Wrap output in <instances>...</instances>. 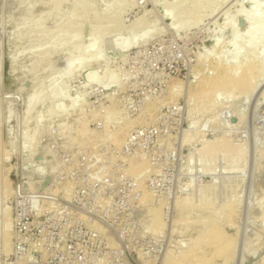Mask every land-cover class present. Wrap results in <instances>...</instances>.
Masks as SVG:
<instances>
[{"label": "rangeland", "instance_id": "rangeland-1", "mask_svg": "<svg viewBox=\"0 0 264 264\" xmlns=\"http://www.w3.org/2000/svg\"><path fill=\"white\" fill-rule=\"evenodd\" d=\"M20 1L0 0V264H264V76L247 102L222 93L210 105L202 91L226 64L264 67V37L254 49L246 33L258 20L243 18L255 9L264 21V0H198L201 18L177 30L165 10L182 0ZM113 27L84 66L96 33ZM142 28V42L118 47Z\"/></svg>", "mask_w": 264, "mask_h": 264}, {"label": "bare ground", "instance_id": "bare-ground-1", "mask_svg": "<svg viewBox=\"0 0 264 264\" xmlns=\"http://www.w3.org/2000/svg\"><path fill=\"white\" fill-rule=\"evenodd\" d=\"M19 1V0H18ZM24 4L26 3V4H29V5H31L32 6V4H34V3H38V1L39 0H21ZM20 1V2H21ZM41 1L42 0H40L39 2L41 3ZM44 1V0H43ZM43 1H42V3H43ZM65 0H63V2H64ZM36 3V4H37ZM65 4L67 3V2H64ZM105 3H107V2H105ZM18 4V3H17ZM19 5H21V4H19ZM29 5H26L25 7H27L28 8V6ZM35 5V4H34ZM107 5V4H106ZM105 4H102V7H104L105 9L107 8V6H106ZM18 6V5H17ZM24 6V5H23ZM23 6H22V10H24L25 9V7H24V9H23ZM30 6V7H31ZM18 8V7H17ZM17 8H16V11H17ZM20 9V8H19ZM19 9H18V15H20L19 14ZM20 9V10H21ZM202 9H203V6H202V4L200 3H198V0H182V2H181V6H179V7H177V6H173V7H168V9H166L165 11H166V15L167 16H169L170 18H171V26H172V28L173 29H179L180 27H181V24H183L182 22H181V20H182V17H184V18H186L187 20H189V21H196V20H198L199 18H201V16H202ZM207 10H209V9H207ZM22 12H24L25 13V16L23 17L25 20H23V21H21V22H25V24L27 23L28 24V22L30 23V21L28 20V17H26V12L25 11H22ZM21 13V12H20ZM22 14V13H21ZM29 14V13H28ZM27 14V15H28ZM24 15V14H23ZM30 15V14H29ZM45 15V14H44ZM19 17V16H18ZM22 17V16H21ZM31 17V16H30ZM20 18V17H19ZM243 18L244 19H251V20H258L257 22L259 23V26L258 27H253V28H248L247 30H246V33L248 34V38L251 40V41H249V39H248V41H249V44H248V46L250 45V43H251V45H250V47L251 46H253L254 47V49H256L255 48V46H256V44H257V41L260 39V38H262L263 39V37H264V21H262V20H260L259 18H258V16L256 15V10L255 9H252V10H250V12H248V13H246L244 16H243ZM22 19V18H21ZM37 19H39V18H37ZM36 20V19H35ZM41 20V19H40ZM40 20H38L37 22H39ZM15 21V20H14ZM13 21V22H14ZM17 21H18V19H17ZM28 21V22H27ZM33 22H34V20H32ZM31 21V22H32ZM98 21V20H97ZM181 23V24H180ZM20 24V23H19ZM21 24H23V23H21ZM34 24H35V22H34ZM21 26V25H20ZM38 26V25H37ZM17 28V27H16ZM116 27H113V28H107V30H105L104 32H102V31H98L97 33H96V36L93 38V40H92V43H91V48L92 49H89L88 51H87V54H86V56H87V58L86 59H84V66H87L88 64H89V62H91V61H95V59L99 56L98 55V53H99V51H100V49H99V43H98V37H100L101 35H106V36H110V35H114V33L116 32V29H118V28H116ZM57 29H59V28H56V32H60V29L59 30H57ZM129 29V28H128ZM131 29H133V27L131 26ZM133 30H131V32H132ZM58 32V33H59ZM28 34V33H27ZM29 34H30V32H29ZM133 34H134V32H133ZM19 35H21V34H19ZM34 35V34H33ZM100 35V36H99ZM147 35V29L146 28H142L141 29V31L138 33V32H136V34L134 35V37L133 36H131V37H133V39H132V41L131 42H129V41H127V40H122L121 42H119V45H118V47L120 48V49H126V48H128V46H129V44L131 43V45L132 44H137L138 42L140 43V42H142V40L144 39V38H146L145 36ZM71 36V35H70ZM18 37V36H17ZM20 38L22 37V36H19ZM19 37H18V39H19ZM24 38L25 37H28V36H26V34H25V36H23ZM30 37H31V35H30ZM72 37V36H71ZM70 37V38H71ZM27 39V38H26ZM261 40V39H260ZM259 40V41H260ZM134 45V46H135ZM115 48H114V42H113V40H109L106 44H105V51H113ZM99 54H101V53H99ZM98 59V58H97ZM79 60V59H78ZM77 61V60H76ZM78 62V61H77ZM242 62V61H241ZM92 63V62H91ZM232 64V63H231ZM261 64V63H260ZM259 63H257V62H254V61H246V62H244V63H241L240 65H237L236 63L235 64H233V65H225V66H223V67H221L219 70H218V73L216 74V76H214V77H212V78H210L209 80H208V82H206L205 83V85H204V88H203V90L202 91H204V90H206L207 91V93H204V94H208V93H210V95H211V98H210V101L208 102V104H210V105H212V103L213 102H215L216 100H218V99H216V98H219V94H222V93H225V95H226V98L228 97V98H230L231 100V102L232 103H234L235 102V100L239 97H241V99L239 100V101H242V98H251V96H248V95H250V94H253V91L255 90V88L257 87V85H258V83L260 82V81H262V77L264 76V67H262L261 65H260ZM90 65V64H89ZM85 80H86V82L87 83H92V82H95V80L93 79V77L91 76V74H87L86 75V78H85ZM264 80V79H263ZM261 83V82H260ZM116 86H117V84H115ZM114 85V86H115ZM260 87V86H259ZM60 88H61V86H60ZM62 89V88H61ZM256 91V90H255ZM200 92V91H199ZM55 94V93H54ZM56 94H57V96L60 94V90H57L56 91ZM203 94V93H202ZM254 94H255V92H254ZM228 95V96H227ZM200 96H203V95H200ZM218 96V97H217ZM222 96V95H221ZM224 96V95H223ZM222 96V97H223ZM230 96V97H229ZM237 96V98L236 99H234L235 97ZM253 96V95H252ZM257 97V99L258 100H263V98H264V87H263V89L262 90H260V93L259 94H257L256 95ZM222 97H221V99H222ZM238 98V99H239ZM245 99L246 100V102H247V100L248 99ZM34 99H35V97H34ZM34 99H28L27 101H26V110H25V115L24 116H26V117H28V119H29V116H30V109H32V107L31 106H33L34 105V102H35V100ZM109 99V103L108 104H106L107 105V107L105 108V110L104 111H106V112H111V110L113 111V109H112V102L114 101V99H113V96H112V98L110 97V98H108ZM220 100V99H219ZM218 100V101H219ZM223 100H225V99H223ZM229 100V99H228ZM233 100V101H232ZM244 100V101H245ZM205 101V100H204ZM217 101V102H218ZM106 102H108V101H106ZM222 102V101H221ZM226 102H227V100H226ZM77 103H78V101H77ZM200 103V102H199ZM206 103V102H205ZM223 103V102H222ZM228 103V102H227ZM226 103V104H227ZM230 103V102H229ZM244 104H245V102H243ZM103 104L105 105V103L103 102ZM193 104V103H192ZM195 104V103H194ZM207 104V103H206ZM214 104V103H213ZM104 105H103V107H104ZM221 105H223V104H221ZM228 105V104H227ZM237 105V104H236ZM247 105V104H246ZM250 105V104H249ZM257 105V104H256ZM85 106V105H84ZM235 106V105H234ZM252 106V105H251ZM254 106H255V104H254ZM224 107V106H223ZM243 107V106H242ZM256 107V106H255ZM42 109V108H41ZM68 109V108H67ZM76 109V108H75ZM100 109V108H99ZM98 109V110H99ZM102 109H104V108H102ZM223 109V108H222ZM232 109V108H231ZM236 109V108H235ZM43 110V109H42ZM46 110H47V108H46ZM45 109H44V114H43V112L41 113V114H43V116L45 117V119H46V121H47V118H46V114H48V113H46L47 111H46ZM49 110V109H48ZM122 110V109H121ZM121 110H118V112L116 113V119L115 120H117V122L118 121H123V117H122V111ZM204 110V109H203ZM215 110V109H214ZM251 110V109H250ZM65 111V110H64ZM115 111H117V110H115ZM114 111V112H115ZM211 111V110H210ZM255 111H256V109H255ZM61 112H62V110H61ZM89 112V111H88ZM95 112V111H94ZM105 112V113H106ZM216 113H217V111H215ZM231 112H236V115H237V120H236V123H235V126H233V128L232 129H235L239 124H241V120H243V119H241L242 118V116H243V114H242V116H241V114H240V112H242V111H236V110H234L233 109V111H231ZM80 113V112H79ZM112 113V112H111ZM212 113V112H211ZM82 114V113H81ZM107 114H109V113H107ZM107 114H106V116H107ZM233 114V113H232ZM46 115V116H45ZM113 115V114H112ZM115 115V114H114ZM34 116V115H33ZM82 116V115H81ZM215 116V115H214ZM200 117V116H199ZM253 117V116H252ZM215 118H216V116H215ZM44 119V118H43ZM213 119V118H212ZM264 119V118H263ZM30 120V119H29ZM105 120H106V118H105ZM215 119H213L212 121H214ZM49 121V120H48ZM218 121H219V119H218ZM121 123V122H120ZM124 123V122H123ZM126 123L128 124L129 122L128 121H126ZM193 123V122H192ZM213 123V122H212ZM243 123V122H242ZM46 124V123H45ZM44 124V125H45ZM194 125H196L195 123H193V125L192 126H194ZM213 125V124H212ZM106 126V125H105ZM125 126H127V125H125ZM198 126V125H197ZM211 127V126H210ZM235 127V128H234ZM194 128V127H193ZM196 128V127H195ZM217 129V128H216ZM264 129V128H263ZM191 131H192V128H191ZM225 132H226V130H225ZM228 132V131H227ZM244 132V131H243ZM191 133H194V132H191ZM257 133V132H256ZM27 134V133H26ZM186 134H188V133H186ZM186 134H185V136H186ZM225 134V133H224ZM33 135V134H32ZM85 135V134H84ZM190 135V134H189ZM196 135V134H195ZM191 136H192V134H191ZM194 136V135H193ZM256 136V135H255ZM36 137H37V135H36ZM89 137V136H88ZM190 138L191 137H189V136H187V138H185V140L183 141L185 144L187 143V144H189L190 143V141H191V143H192V138H191V140H190ZM198 138V137H197ZM208 138V137H207ZM34 139V138H33ZM32 139V140H33ZM262 139H264V136H262V138L260 139L261 141H262ZM32 140H29L28 141V143L29 144H27V147H29L30 146V144H31V148H32V143H31V141ZM193 140H194V138H193ZM254 140V139H253ZM258 139H256V140H254L255 141V144L256 143H258L259 141H257ZM88 141V140H87ZM197 141V139H195V142ZM207 141H208V139H206V137H201V138H199L198 139V146H197V148H200V150H205L206 148H207ZM229 141V140H228ZM209 142V141H208ZM219 142H221V140L219 141ZM218 142V143H219ZM23 143H25L26 144V141H24ZM183 143V144H184ZM216 144H214V145H212L211 146V148L210 147H208V148H210L211 149V151L210 152H212V153H218V151L220 152L221 150H222V148H223V145H221V143H220V145L219 144H217V146H215ZM245 145V144H244ZM189 146V145H188ZM208 146H210V145H208ZM224 146H225V144H224ZM255 146V145H254ZM29 147V148H30ZM43 147V146H42ZM180 147H181V145H180ZM28 148V149H29ZM25 149V148H24ZM27 149V150H28ZM189 149V148H188ZM243 149L244 148H240V149H238V150H236V152L232 155V158H231V161H240V160H242L243 159V157L245 156V154H244V151H243ZM26 150V151H27ZM33 150H34V148H33ZM209 151V150H208ZM27 152H29V150L27 151ZM31 152V151H30ZM29 152V153H30ZM192 152H194L193 154H195L196 153V150H191L190 152H189V154H188V157H187V159H186V161H189L188 159L189 158H191L192 159V155L193 154H191ZM26 153V152H25ZM29 154H27V156H28ZM187 156V155H186ZM190 159V160H191ZM94 161V160H93ZM191 161H193V160H191ZM190 162V161H189ZM91 167H92V165H91ZM137 167V166H136ZM139 169H140V172H139V170H138V172H137V174H136V177L138 176V175H140V173H143V171L147 168L146 167V164H145V162L143 161H141V163L139 162ZM90 170V169H89ZM146 172V171H145ZM93 174V173H92ZM94 175V174H93ZM138 178V177H137ZM215 188V187H214ZM212 193V192H211ZM200 194V193H199ZM206 194V193H205ZM209 195V194H208ZM209 197H210V195H209ZM254 197V196H253ZM252 197V198H253ZM208 198V197H207ZM207 198L205 197V199H204V197H202V196H200V203L201 204H203V205H208L209 206V204H210V202H208L207 201ZM188 199V198H187ZM192 200V199H191ZM252 200V199H251ZM40 201V200H39ZM206 201L209 203H207L206 204ZM250 201V200H249ZM248 201V202H249ZM183 204H184V207H186V208H189L188 206H189V201L187 200L185 203L183 202ZM182 204V205H183ZM197 204V203H196ZM228 205H230L229 203L226 205V206H228ZM177 208H178V210H177V215H179V213L181 214L182 212H185V211H188V209H181V208H179V206L177 205L176 206ZM182 207V206H181ZM211 207V206H210ZM205 208V207H204ZM225 208V207H224ZM258 208V207H257ZM226 209V208H225ZM227 210V209H226ZM226 210H224V211H226ZM205 211H207V210H205ZM223 211V210H222ZM77 212V211H76ZM79 212V211H78ZM195 212V211H194ZM201 212V211H200ZM227 212V211H226ZM225 212V214H227ZM256 212V211H255ZM254 212V213H255ZM192 213V212H191ZM258 213H261V212H258ZM257 213V214H258ZM183 214H185V213H183ZM199 214V213H198ZM256 214V213H255ZM88 215V214H87ZM177 215L175 216V217H177ZM204 215V214H203ZM221 215V214H220ZM262 215V214H261ZM89 216V215H88ZM196 216V215H195ZM258 216V215H257ZM260 216V215H259ZM201 217V216H200ZM205 217V216H204ZM203 218V217H202ZM257 218V217H256ZM175 219H177V218H175ZM174 219V220H175ZM174 222V221H173ZM213 222V221H212ZM97 224V223H96ZM149 224V223H148ZM203 224H204V221H203ZM150 225H152L153 226V228L155 229L153 232L156 234V233H160V231L162 230V228H163V225H162V223H161V219H160V215H159V213L158 212H156V210L155 211H152V214H151V217H150ZM212 225H215V224H212ZM207 226V225H206ZM10 223L7 221L6 223H5V227H4V230H5V236L7 235V232L9 231V229H10ZM152 228V227H151ZM211 228H213V227H211ZM207 229V228H206ZM211 230V229H210ZM216 230V229H215ZM203 231V230H202ZM206 232V231H205ZM205 232H204V234H203V232H202V234L204 235V236H202V237H207V235H208V233H206L205 234ZM210 234V236H211V238L213 237V238H216V237H218L219 236V231L217 230L216 232H214V233H209ZM256 236V235H255ZM208 239V238H207ZM6 246H7V243H6ZM218 252V250H214V254H216ZM192 253V252H191ZM211 254V253H210ZM231 254H232V252L231 253H229L228 254V256L230 257L231 256ZM193 256V255H192ZM215 257V256H214ZM262 259H264V257H262ZM259 261V260H258ZM260 262V261H259ZM165 263L167 264L168 263V258L165 260ZM164 263V264H165ZM256 263V262H255Z\"/></svg>", "mask_w": 264, "mask_h": 264}]
</instances>
